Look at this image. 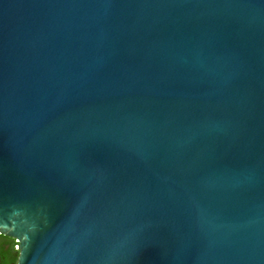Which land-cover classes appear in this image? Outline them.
Wrapping results in <instances>:
<instances>
[{
    "label": "water",
    "instance_id": "1",
    "mask_svg": "<svg viewBox=\"0 0 264 264\" xmlns=\"http://www.w3.org/2000/svg\"><path fill=\"white\" fill-rule=\"evenodd\" d=\"M0 233L17 264H264V0H0Z\"/></svg>",
    "mask_w": 264,
    "mask_h": 264
},
{
    "label": "flooded vegetation",
    "instance_id": "2",
    "mask_svg": "<svg viewBox=\"0 0 264 264\" xmlns=\"http://www.w3.org/2000/svg\"><path fill=\"white\" fill-rule=\"evenodd\" d=\"M16 238L0 233V264H17L19 247Z\"/></svg>",
    "mask_w": 264,
    "mask_h": 264
}]
</instances>
